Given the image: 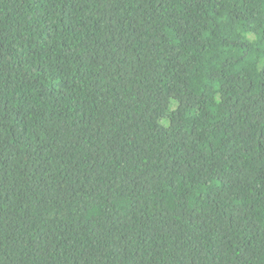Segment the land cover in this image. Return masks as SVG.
Returning a JSON list of instances; mask_svg holds the SVG:
<instances>
[{"label":"trees","instance_id":"16d2710c","mask_svg":"<svg viewBox=\"0 0 264 264\" xmlns=\"http://www.w3.org/2000/svg\"><path fill=\"white\" fill-rule=\"evenodd\" d=\"M0 264H264V0H0Z\"/></svg>","mask_w":264,"mask_h":264}]
</instances>
